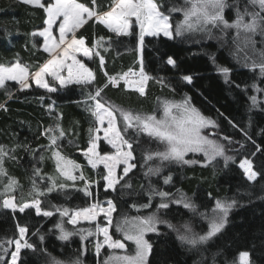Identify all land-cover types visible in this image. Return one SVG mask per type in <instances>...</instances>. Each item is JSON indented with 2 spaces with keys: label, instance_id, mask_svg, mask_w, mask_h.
Returning a JSON list of instances; mask_svg holds the SVG:
<instances>
[{
  "label": "trees",
  "instance_id": "obj_1",
  "mask_svg": "<svg viewBox=\"0 0 264 264\" xmlns=\"http://www.w3.org/2000/svg\"><path fill=\"white\" fill-rule=\"evenodd\" d=\"M78 2L103 14L110 10L113 0H95V5L92 0ZM155 2L163 5L161 10L166 13L172 7L186 6L185 0ZM227 2L233 5L225 9V17L231 23L235 16L233 9L237 3L243 7L246 0ZM170 15L173 25L183 19L181 12ZM45 20L43 8L19 0H0V64L20 62L28 67L30 75L38 71L49 55L42 49V39L33 33L45 28ZM137 28L133 27L130 35L120 36L92 19L76 32V37L83 38L92 52L91 58H82L93 73L89 84L63 88L54 85L57 90L49 92L30 80V86L24 89L12 82L0 88V148L7 154L3 156L0 194L5 192L9 180L14 179L17 183L10 195L16 198L17 205L35 198L40 201L42 212L53 213L40 216L32 208L11 212L4 209L0 197V264H8L12 241L19 239L20 227L27 228L26 240L33 247L21 251L18 264H74L77 260L80 264H105L111 256L134 253L135 244L125 239V233L138 218L148 217H153L156 230L145 234L144 239L152 245L147 264H231L241 251L249 253L250 264H264V104L257 107L251 99L253 87L264 88L259 68L251 66L253 61L260 62L255 59L260 55L259 46L256 53L250 51L249 56L254 59L246 58L243 50L241 58L232 57L234 43L244 42L243 34L234 40L236 30L222 26L212 28L210 33L173 34L172 39L146 37L142 68L149 78L141 95L127 89L121 81L124 73L140 71ZM250 36L256 37L253 44L260 39L264 42V34L259 31L258 35ZM170 57L175 66L168 63ZM219 67L228 68L229 73H221ZM185 76H190L191 82L184 80ZM110 77L119 81L117 87H113ZM98 89L102 91L97 99L106 106L158 117L162 115V102L179 103L187 99L203 117L214 122L215 135L210 136V130L206 134L223 146V165L220 161L204 165L203 157L199 156L184 160L190 163L158 157L147 160L149 152H162L165 145L129 129L124 135L133 145L135 167L126 176H119L113 191L107 190L105 170L90 167L84 157L98 127L93 115L94 100L90 99V94L95 95ZM50 136L58 137L55 145H51ZM57 151L80 165L73 174L82 173L84 180L70 181L60 175L53 156ZM99 153L110 155L114 151L101 142ZM244 159L252 162V170L257 173L254 180H248L238 168ZM167 177L171 180L166 184ZM53 180L57 186L49 192ZM33 182L44 195L34 191ZM61 183L65 185L62 189ZM86 183L91 195L85 194ZM159 192L169 195L162 198ZM217 200L235 201L223 230L207 243L184 244L179 237L187 234L183 231L186 226L190 229L188 235L207 231V217ZM109 201L114 206L110 235L113 240L124 241L127 251L119 253L104 248L97 254L95 246L103 244L104 239L96 228L106 224L99 221L74 226L57 209H69L70 216L74 210ZM162 202L168 207L160 208ZM185 203L191 207L186 208ZM57 224H63L72 235L60 239ZM89 231L92 235H88Z\"/></svg>",
  "mask_w": 264,
  "mask_h": 264
},
{
  "label": "snow or ice",
  "instance_id": "obj_2",
  "mask_svg": "<svg viewBox=\"0 0 264 264\" xmlns=\"http://www.w3.org/2000/svg\"><path fill=\"white\" fill-rule=\"evenodd\" d=\"M26 4H31L43 8L47 14L45 24L47 25L43 31L38 33L39 36L44 37V51L49 53L52 58L49 59L39 71L32 73V79L41 87L47 89L49 92H55L57 89L51 86L45 79V76H50L53 81L57 82L61 88L73 83H91L93 80V73L76 58V53L83 51L85 56L89 55L90 49L86 48L85 40L76 37V30L79 29L85 22V17L91 19L95 18L100 24L107 27L110 31L120 36L130 35V29L133 26L139 27V41L142 44L144 37L157 36L161 33L172 38L173 34L176 36L182 35L184 32H211L212 28L235 29V39H240L243 34V41L245 46L250 41V34H255L259 31L264 34V0H246V4L241 7L239 3L236 5L235 19L230 23L225 17V9L233 7L227 0H185V7L177 8L172 7L168 13L162 11L163 5H159L155 0H113L110 10L100 14L93 8L86 6L78 0H47V3H41V0H23ZM95 5V0H92ZM250 8L252 10H250ZM258 9V10H257ZM172 12H181L183 19L176 22L175 25L171 22ZM134 18V19H133ZM58 24L59 38L53 36V26ZM71 34V39L67 37ZM33 35H37L33 33ZM103 38H101L102 40ZM59 50V51H58ZM99 55V53H96ZM260 62L253 61L252 68H259L261 75H264V51L260 52ZM71 61V62H69ZM168 63L175 66V61L170 57ZM103 64V58H101ZM131 71V70H129ZM218 71L227 75L228 68L219 67ZM65 72L67 73L65 75ZM133 75H136L133 73ZM140 79L138 81H129L127 79L128 73H124L121 79L131 87H135L141 95H144V82L149 78L141 67L139 73ZM29 69L27 66L16 62L11 65L0 64V88L5 87L6 81L19 82L22 87H29ZM110 82L117 83L115 77H110ZM184 80L191 82L190 76H185ZM102 89H98L95 95L90 94V99L95 101L93 115L99 125L106 127H97L95 132L99 133L101 130L104 133V139L116 151L111 155L101 156L97 151V141L100 137L93 136L90 139L89 146L84 155L88 158V163L95 168L98 164H103L108 170V174L103 177L107 181L108 188H114L115 184L119 183V179L115 175V170L118 165L124 164V174L135 167L134 164L129 163L134 159L132 152V143L125 138L124 133L129 129L135 132L143 133L165 145L164 151L149 152L146 155L147 160L158 157L161 160H179L184 161V156L188 152H203L209 160L214 159L215 156L223 155L224 148L222 145L217 144L214 140L208 139L207 136L202 135V129L214 122L210 119L203 117L197 109L192 107L187 99L179 103L164 101L161 104L162 115L159 117L156 114H143L137 113L133 110H125L123 108H116L115 106H106L105 103L98 100ZM253 104L256 103V97L251 98ZM118 114V115H117ZM119 117V122H118ZM122 125V127L120 126ZM59 127V126H57ZM48 131H53L49 129ZM93 130L90 129V132ZM64 135L63 130H60V136ZM51 145H55L58 137L50 136ZM127 147V151L125 150ZM7 155L2 148H0V174L4 173L3 169V156ZM56 159V169L65 179L76 181L77 179L84 180L81 173L80 176L74 175V171L80 168V165L75 161L67 159L62 156L60 152H53ZM231 159V158H228ZM190 163V161H184ZM247 175L249 180H254L257 173L252 170V162L248 159L240 161L239 165ZM149 171H152L149 169ZM51 179V178H50ZM171 177L165 179L167 184ZM16 181L10 179L9 183L5 186V192L0 194L3 197L2 203L5 208H12L24 212L26 208H35L36 213L41 214L40 201L33 198L29 202H23L20 205L14 203L15 197L10 195L16 186ZM57 186L56 181L53 180L52 187L48 188L51 192ZM62 189L65 187L63 183L59 184ZM34 191L38 195H44L36 188L33 182ZM88 185L85 184V194L91 195L88 192ZM158 195L162 198L167 197L169 194L166 192H159ZM107 209L100 207L98 204H93L87 208H81L72 211L69 216V209H57L61 216H69L68 223L77 224L81 219L92 221L96 216L103 212L106 216L110 217L114 206L111 201L108 202ZM235 201L228 203L225 201H216L215 208L212 210L211 216L207 217L208 225L207 231L204 234H184L180 235L179 239L190 245L196 246L210 241L218 233H220L227 222L229 211L234 206ZM149 205H145L148 207ZM186 208L191 207L190 204L185 203ZM160 208H167L168 204L162 202ZM44 216H51V211H43ZM139 219V223L133 224L131 230L125 233V239L133 241L136 248L134 254L114 255L105 261V264H147V256L151 251L152 245L144 239L146 232L155 231V224L153 217L146 219ZM111 223V220H109ZM60 229V239L66 240L72 235L64 229L63 224H57ZM171 227V225H170ZM83 231V230H81ZM186 231L190 232V229ZM27 228L20 227V239L12 241L15 244L16 251L12 256V264H16L17 256L22 248H32L26 239H24ZM97 233H103L104 242L111 249H125L126 245L119 240H113L108 233L107 227L97 226ZM88 235H92L89 231ZM82 239L84 237L82 236ZM103 244H96V252L99 253ZM60 264V262H55ZM74 264H80L79 260ZM231 264H250L249 253L241 251L237 259H234Z\"/></svg>",
  "mask_w": 264,
  "mask_h": 264
},
{
  "label": "rangeland",
  "instance_id": "obj_3",
  "mask_svg": "<svg viewBox=\"0 0 264 264\" xmlns=\"http://www.w3.org/2000/svg\"><path fill=\"white\" fill-rule=\"evenodd\" d=\"M19 1H21V2H23V0H19ZM45 0H41V3H43ZM52 2H54V0H52ZM24 3V2H23ZM26 4V3H25ZM246 4V3H245ZM244 4V5H245ZM27 5H30V6H34V5H31V4H27ZM34 7H37V6H34ZM250 10H252L251 8H250ZM233 11H235L236 12V7H235V9H233ZM235 12L233 13L234 15H235ZM46 19H47V14H46ZM92 19H94V18H91V19H89V18H87V17H85V20H86V22L84 23V24H86L89 20H92ZM134 19V18H133ZM235 19V16L233 17V20ZM59 20L57 21V24L56 25H54L53 26V36L54 37H56L57 39L59 38V30H58V24H59ZM84 24L80 27V28H82L83 26H84ZM47 27V25L45 24V28ZM133 27H135V26H133ZM136 27H138V26H136ZM79 28V29H80ZM107 28V27H106ZM79 29H77L76 30V32L79 30ZM44 29H42V30H39V31H37L36 32V34H37V36H39L38 35V33L40 32V31H43ZM131 30V29H130ZM137 30H138V41H139V27L137 28ZM255 34H257L258 35V31L255 33ZM41 39H42V49L44 50V37H41V36H39ZM158 38V37H164V38H167V39H172L173 38V36H172V38H169L168 36H165V35H163V33H161V34H159V35H157V36H145L144 37V39L145 38ZM256 37H254V38H252L251 36H250V41L251 42H249L248 44H247V46H245V44H244V42L242 43V44H237L236 42L234 43V45H233V49H234V52L235 53H233V55H232V53H231V55H232V57H238V58H241L240 57V53H241V51L243 50L244 51V53L245 54H247L248 56H246V58H248V59H254V58H252V57H250L249 56V54L251 55V53H250V51L251 52H253V53H256V51H257V45H263V46H261L262 47V49H264V42H262V40L260 39V40H257V43L256 44H253V41H254V39H255ZM258 38H260V37H258ZM264 38V37H263ZM67 39H71V34H69V36L67 37ZM219 41H222V39H220ZM223 42V41H222ZM231 42V41H230ZM143 43H144V41H143ZM143 43L141 44L140 43V41H139V43H138V52H139V62H140V69H141V67H142V49H143ZM224 43V42H223ZM85 46V45H84ZM86 47V46H85ZM87 48V47H86ZM246 50V51H245ZM256 50V51H255ZM59 51V50H58ZM47 53V52H46ZM48 55H49V59H51L52 58V56L49 54V53H47ZM76 58L78 59V60H80L81 62H82V58H91V55H92V52L90 51V53H89V55H87V56H85L84 54H83V51H80V52H77L76 54ZM235 57V58H236ZM234 58V59H235ZM260 55L259 56H256L255 57V59H259V61H260ZM48 59V60H49ZM241 60V59H240ZM245 60L246 59H244L242 62H244L245 63ZM236 61V60H235ZM69 62H71V61H69ZM246 62H247V60H246ZM83 63V62H82ZM240 65H242L243 66V64H241V63H239ZM39 71V70H38ZM37 72V71H36ZM139 73H140V71L139 72H137L136 73V75H133V73H129L128 74V77H127V79L129 80V81H138L139 79H140V76H139ZM67 73L65 72V75H66ZM45 79L49 82V84L51 85V86H54V85H58L59 87H60V85L57 83V82H55V81H53L52 80V78L50 77V76H45ZM30 80H32L33 81V83L36 85V86H38L36 83H35V81H34V79H32V76L29 74V79H28V84H29V81ZM93 81V80H92ZM91 81V82H92ZM7 82H12V83H16V84H18L19 86H20V88H22V89H24L25 87H22V85L19 83V82H16V81H6V83ZM122 82L126 85V87H127V89H129V90H135V87H131V86H129L128 84H126L125 83V81H124V79L122 80ZM5 83V84H6ZM147 83V80L144 82V86H145V84ZM85 84H89V83H79V84H77V83H73V84H70V85H85ZM117 84H118V81H117V83H116V86H117ZM67 86H69V85H67ZM39 87V86H38ZM39 88H41V87H39ZM41 89H44V90H47V89H45V88H41ZM252 97H256V105H257V107H258V104H264V88H262V87H260V85H258V87H253V95H252ZM191 105V104H190ZM192 106V105H191ZM94 107H95V101H94ZM193 107V106H192ZM96 118V117H95ZM96 122H97V120H96ZM97 124H98V122H97ZM107 126V122H105V125H103V126H101V125H99L98 124V127H106ZM215 127V125H213V124H209V125H207L206 127H204L203 129H202V135H204V136H207L208 137V139H210V140H214L212 137H209L207 134H206V131L207 130H210L209 131V133H210V136H213V135H215V133L212 131V129ZM99 136L100 137V139L97 141V145H98V147H97V151L99 152V144L101 143V142H103L105 145H107V146H109L113 151H114V153H115V149L114 148H112V146L110 145V144H108L107 143V140H105L103 137H104V133H103V131L101 130L99 133H95V135L94 136ZM215 142H216V140H214ZM217 143V142H216ZM218 144V143H217ZM125 150L127 151L128 149H127V147L125 146ZM113 153V154H114ZM100 154V153H99ZM101 155V154H100ZM111 155V154H110ZM101 156H104V155H101ZM193 157V156H199V157H203V159H204V165H207V164H209V163H212V162H214V161H220L219 163H222V159H223V155H218V156H215V158L214 159H211V160H209L208 159V157H206L205 156V154L203 153V152H188V153H186L185 154V156H184V160L185 159H187L188 157ZM84 157H85V159H86V161H87V163H88V158L84 155ZM195 158V157H194ZM179 161V160H178ZM129 163H131V164H133V159L132 160H130L129 161ZM88 165L90 166V167H92V165L91 164H89L88 163ZM222 165H223V163H222ZM240 165V164H239ZM238 165V168L245 174V172H244V170L240 167ZM125 167H127V165H124V164H120V165H118L117 166V168H116V170H115V175H116V177L119 179V176L120 175H122V177H124V176H126L125 174H124V168ZM93 168V167H92ZM97 168H103L104 170H105V172H106V175L108 174V170L104 167V165L103 164H98L94 169H97ZM76 170H78V169H76ZM75 170V171H76ZM133 170V168L127 173V174H129L131 171ZM245 177L248 179V177H247V175L245 174ZM249 180V179H248ZM105 183H106V189L107 190H109V191H113V189L116 187V185L118 184H115V186H114V188H108L107 187V181H105ZM15 203V202H14ZM30 203V202H29ZM95 204H98L100 207H102V208H105V209H107L108 207H109V204H108V202H105V203H102V204H100V203H95ZM30 208H32V207H30ZM4 209H6V210H8V211H11V212H17V211H19L18 210V208L16 209V210H13L12 208H5L4 207ZM27 209H29V208H26L25 210H27ZM32 209H34L35 210V208H32ZM20 212V211H19ZM35 212H36V210H35ZM40 216H44L43 214H42V212H41V214H39ZM113 215H114V210L112 211V213H111V216L110 217H108V216H106L105 215V213H103V212H100L97 216H96V218H95V220H92V221H88V220H84V219H81L80 221H79V223H77V224H75V225H79V224H94V223H98L99 221H103L104 222V224H106V225H104V226H101V227H107L108 228V233H109V235H110V228H111V224H112V219H113ZM45 217H48V216H45ZM202 218H204V217H202ZM68 219H69V216H68ZM109 220H111V223H109ZM137 223H139V220L138 221H136V222H134L133 224H137ZM71 225H73V224H71ZM74 225V226H75ZM131 228H132V226H130V227H128L127 228V231L126 232H128L129 230H131ZM183 231L184 232H186L187 234H189V232L188 231H186V228H183ZM19 232V231H18ZM147 233V232H146ZM145 233V234H146ZM100 234V236L104 239V235H103V233H99ZM111 236V235H110ZM112 238V237H111ZM144 238H145V235H144ZM19 239H20V233H19ZM24 239H26V234H25V237H24ZM113 239V238H112ZM128 242H130V243H133L134 244V242L133 241H130V240H127ZM122 243H124L125 245H126V243L124 242V241H121ZM183 242V241H182ZM184 244H186V245H188V246H193V245H190V244H188V243H186V242H183ZM104 248H108L109 250H111V251H115V252H121V253H124V252H126L127 251V245H126V248L125 249H111V248H109L106 244H103V247H101V249H100V252L99 253H101L102 252V250L104 249ZM135 248H136V246H135ZM24 248H22L21 250H20V252H19V254H18V256H17V259H16V264H18V261H19V256H20V253H21V251L23 250ZM16 251V249H15V244L13 243V251H12V254H11V257H10V260H9V262H8V264H12V256H13V253ZM95 251H96V246H95ZM97 253V252H96ZM99 253H97V254H99ZM134 253H135V251H134ZM133 253V254H134ZM149 255V254H148ZM147 258H148V256H147Z\"/></svg>",
  "mask_w": 264,
  "mask_h": 264
},
{
  "label": "flooded vegetation",
  "instance_id": "obj_4",
  "mask_svg": "<svg viewBox=\"0 0 264 264\" xmlns=\"http://www.w3.org/2000/svg\"><path fill=\"white\" fill-rule=\"evenodd\" d=\"M257 10H258V9H257ZM257 46H259L258 49L260 50V52H261V51H264V49H262V47H261V46H263L262 44H261V45H257ZM261 79H264V75H261Z\"/></svg>",
  "mask_w": 264,
  "mask_h": 264
}]
</instances>
